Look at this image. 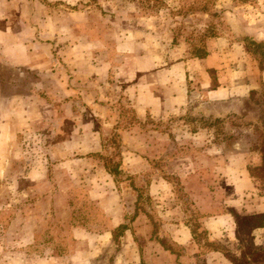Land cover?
Segmentation results:
<instances>
[{
    "label": "rangeland",
    "instance_id": "rangeland-1",
    "mask_svg": "<svg viewBox=\"0 0 264 264\" xmlns=\"http://www.w3.org/2000/svg\"><path fill=\"white\" fill-rule=\"evenodd\" d=\"M208 55L216 99L189 63ZM11 57L44 63L40 72L0 65L3 103L27 101L14 107L12 137L0 143V264H67L76 254L96 264L95 240L77 247L75 230L94 237L111 225L101 197L105 208L125 211L101 257H126L123 243L136 216L146 214L153 237L161 232V184L183 200V221L201 241V220L230 213L228 187L245 167L250 184L236 190L248 202L235 212L242 252L264 264V234L258 246L248 236L264 225V211L254 210L264 199V0H0V61ZM100 88L105 101L114 100L110 118L80 101ZM153 99L165 104L140 115L137 102ZM79 132L95 134L94 151L67 154L63 144ZM193 155L210 161L196 171L206 181L197 188L213 203L208 210L188 197L183 171L171 165ZM79 157L95 162L68 163ZM127 190L135 192L136 214ZM164 246L181 257L169 239Z\"/></svg>",
    "mask_w": 264,
    "mask_h": 264
},
{
    "label": "crops",
    "instance_id": "crops-1",
    "mask_svg": "<svg viewBox=\"0 0 264 264\" xmlns=\"http://www.w3.org/2000/svg\"><path fill=\"white\" fill-rule=\"evenodd\" d=\"M19 57H11L9 60L5 59L0 61V65L7 68L12 72H16L19 70L20 64H24L26 67L31 69L32 71L40 72V68L43 65L42 60L37 64H31V61L23 62L19 61ZM211 60L210 55L207 58L190 60V64L193 66H198V74L201 75L202 78V86L205 90H207L208 96L212 99H216L219 96V89L210 90L212 86L210 74L208 69L211 68L209 62ZM31 64V65H29ZM184 66V64H183ZM68 89V86H67ZM102 91L99 93L97 89L94 91V94H87V90L85 91V95L80 99L83 105H90L92 108L98 112V115L105 118H110L113 114L111 110L113 109V102L105 101L103 98L104 89L100 88ZM210 90V91H208ZM239 92V91H238ZM136 93V92H135ZM68 96L72 95V92L67 90ZM82 95V92H80ZM235 93L229 95V97L234 98ZM106 95V94H105ZM113 95V94H112ZM115 96V95H114ZM136 96V94H135ZM141 98L140 95H138ZM132 98V97H131ZM136 98V97H135ZM93 99V100H92ZM137 100V99H136ZM155 103L153 105L139 104L137 102V110L140 115L145 113L150 106H163L165 103L162 100L153 99ZM26 100H24L23 96H13L10 97L8 103H3L0 98V143L2 144L4 141H8V136L12 137V134L8 135L10 130V120L13 119L14 107L18 104H26ZM67 106H69L67 104ZM135 106V105H134ZM112 108V109H111ZM67 114H69L67 112ZM8 135V136H7ZM92 132L91 134H81L73 136V140H67V145L63 144V148H67V154H75L76 156L86 155L89 152L94 151L92 145L89 142L94 138ZM124 136V134L122 135ZM101 138V137H100ZM99 139V138H98ZM11 140V139H10ZM97 139L95 138V143ZM1 147V145H0ZM132 158V156L130 157ZM129 158V159H130ZM69 159V158H68ZM77 158L76 160L70 161L68 163L71 164H81L95 162L91 158ZM91 159V160H89ZM236 160H241L240 157L235 158ZM209 160V159H208ZM208 160L205 163H202L200 160H197L191 156L186 157H177L173 160L171 165H174L177 170H182L184 177H182L183 185L185 187L186 192L188 193V197L192 199L196 205L203 209L208 210V207L213 206V203L209 201L208 195L202 193V191L197 188L201 185L205 184V180L202 178L197 179L196 171L197 169L204 168L210 166V161ZM67 164V163H66ZM95 164V163H94ZM129 164V163H128ZM68 166V164H67ZM129 168L132 169L131 165ZM242 168V165H241ZM128 170L131 174L135 173V170ZM244 169V166H243ZM99 172L102 174V179H110V176L106 172V169L102 167H98ZM127 171V170H126ZM242 169L240 170V172ZM241 176L239 180H234L231 182V187H228L229 194L228 200L226 203L227 207L225 209L229 210L230 213H226L223 216H211L207 215L202 222V230L207 232V238L203 240H199L197 238V232L191 226L187 225L183 218H185V209L184 202L181 199H177L171 190H168L166 185H160L161 188L167 189V191L160 192V217L164 221V225L162 226L161 232L157 234L156 237H153V228L145 222L146 214H139L135 218L134 225L127 229L125 235V242L123 244L126 245L127 251L125 253L126 257L118 256L113 259V261H106L101 254L105 248L113 245V236L114 231L119 224H121L120 220L124 217V212H116L115 210H109L107 207L105 208V202L108 199L105 197H101L103 209L107 212V214L111 217V225L106 228L98 231L94 234V237L91 236V232H88L82 228H78L75 230V236L77 238V247H86L87 241L90 238L95 240L96 245V256L99 260H96V264H256L254 261H257L254 256V260L251 258H244V251L247 247L245 246L244 239L242 237L241 230L237 224L236 219V211L239 208L245 207L248 200L245 199L246 192L236 190L237 187H241L242 184L249 185L250 178L247 174L246 167L245 170L241 172ZM107 181V180H106ZM237 186V187H236ZM242 190V189H241ZM126 197L128 199L129 209L132 206L133 211H130L133 214L135 212V203H136V195L135 192L130 193L127 190ZM116 200V197L113 198V201ZM243 202V203H242ZM255 214L262 213L264 211V199L255 201ZM123 208V206H122ZM124 209V208H123ZM112 212V213H111ZM129 212V211H128ZM129 212V213H130ZM231 212L233 214H231ZM90 234V236H89ZM262 234H264V227L253 228L248 231L249 240H251V244H262L261 239H263ZM169 239L173 245L181 251L180 255L173 254L171 251L167 250L164 246V240ZM249 243V241L247 242ZM257 250L256 247H254ZM230 251H237L236 255L231 257L229 255ZM229 252V253H228ZM119 255V254H118ZM123 256V255H122ZM77 259L73 262H68L67 264H83V261H80L81 255L76 254ZM254 262V263H251ZM85 264V263H84Z\"/></svg>",
    "mask_w": 264,
    "mask_h": 264
},
{
    "label": "trees",
    "instance_id": "trees-1",
    "mask_svg": "<svg viewBox=\"0 0 264 264\" xmlns=\"http://www.w3.org/2000/svg\"><path fill=\"white\" fill-rule=\"evenodd\" d=\"M259 168H261V169H262L263 167H259ZM258 227L262 228V227H264V225H261V226H258Z\"/></svg>",
    "mask_w": 264,
    "mask_h": 264
}]
</instances>
